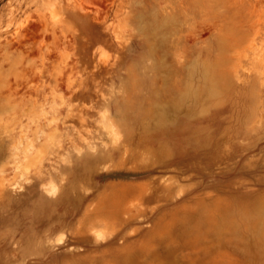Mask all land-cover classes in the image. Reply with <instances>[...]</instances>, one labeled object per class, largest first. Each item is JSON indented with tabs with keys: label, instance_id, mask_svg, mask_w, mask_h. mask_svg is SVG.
<instances>
[{
	"label": "rangeland",
	"instance_id": "rangeland-1",
	"mask_svg": "<svg viewBox=\"0 0 264 264\" xmlns=\"http://www.w3.org/2000/svg\"><path fill=\"white\" fill-rule=\"evenodd\" d=\"M0 264H264V0H0Z\"/></svg>",
	"mask_w": 264,
	"mask_h": 264
},
{
	"label": "bare ground",
	"instance_id": "bare-ground-1",
	"mask_svg": "<svg viewBox=\"0 0 264 264\" xmlns=\"http://www.w3.org/2000/svg\"><path fill=\"white\" fill-rule=\"evenodd\" d=\"M201 1H203L204 3H207L208 1H210V2H217V1H224V0H201ZM225 1H230V0H225ZM243 6H245L244 4H243ZM82 9H83V7H82ZM88 10V9H87ZM84 11V10H83ZM73 12V14H74V10L72 11ZM155 20V19H154ZM157 20V19H156ZM161 20V19H160ZM159 22V21H158ZM158 25V24H157ZM49 29V28H48ZM50 33H51V31H50ZM54 32H52V34H53ZM61 36V35H60ZM60 39H62V38H60ZM59 45V44H58ZM60 45H61V43H60ZM54 48V47H53ZM52 48V49H53ZM50 54H51V52H50ZM49 57H51V56H49ZM47 59V58H46ZM47 61V60H46ZM233 72V71H232ZM195 73V72H194ZM213 75H215V74H213ZM232 75H234L238 80H240V81H243V79H242V74L239 72V71H235V72H233V74ZM219 76V75H218ZM63 77V76H62ZM48 78V77H47ZM212 78H213V76H212ZM51 79V78H50ZM59 79V78H58ZM223 79V78H222ZM225 79V78H224ZM47 81V80H46ZM263 81V80H262ZM224 82V81H223ZM59 85V84H58ZM47 89V88H46ZM45 89V90H46ZM54 93V92H53ZM171 132V131H170ZM87 192H88V190H87ZM85 193H86V190H85ZM133 206V205H132ZM143 207V206H142ZM137 208V207H136ZM135 208V209H136ZM133 211H136V210H133Z\"/></svg>",
	"mask_w": 264,
	"mask_h": 264
}]
</instances>
